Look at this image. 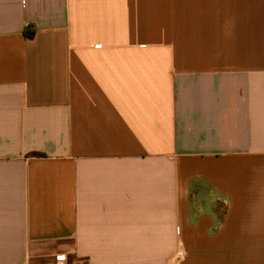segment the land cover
<instances>
[{"label": "crops", "instance_id": "1", "mask_svg": "<svg viewBox=\"0 0 264 264\" xmlns=\"http://www.w3.org/2000/svg\"><path fill=\"white\" fill-rule=\"evenodd\" d=\"M187 246L264 264V0H0V264Z\"/></svg>", "mask_w": 264, "mask_h": 264}, {"label": "rangeland", "instance_id": "2", "mask_svg": "<svg viewBox=\"0 0 264 264\" xmlns=\"http://www.w3.org/2000/svg\"><path fill=\"white\" fill-rule=\"evenodd\" d=\"M185 264H194V246L186 247Z\"/></svg>", "mask_w": 264, "mask_h": 264}, {"label": "trees", "instance_id": "3", "mask_svg": "<svg viewBox=\"0 0 264 264\" xmlns=\"http://www.w3.org/2000/svg\"><path fill=\"white\" fill-rule=\"evenodd\" d=\"M24 35L27 37V38H31L33 36V31L30 30V29H26L25 32H24Z\"/></svg>", "mask_w": 264, "mask_h": 264}, {"label": "built area", "instance_id": "4", "mask_svg": "<svg viewBox=\"0 0 264 264\" xmlns=\"http://www.w3.org/2000/svg\"><path fill=\"white\" fill-rule=\"evenodd\" d=\"M56 264H65V261L61 257H58L56 260Z\"/></svg>", "mask_w": 264, "mask_h": 264}]
</instances>
